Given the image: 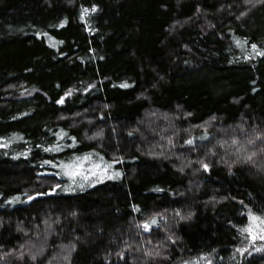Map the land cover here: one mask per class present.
I'll list each match as a JSON object with an SVG mask.
<instances>
[{"label":"trees","instance_id":"16d2710c","mask_svg":"<svg viewBox=\"0 0 264 264\" xmlns=\"http://www.w3.org/2000/svg\"><path fill=\"white\" fill-rule=\"evenodd\" d=\"M261 53V0H0V264H264Z\"/></svg>","mask_w":264,"mask_h":264},{"label":"snow or ice","instance_id":"6c2138e0","mask_svg":"<svg viewBox=\"0 0 264 264\" xmlns=\"http://www.w3.org/2000/svg\"><path fill=\"white\" fill-rule=\"evenodd\" d=\"M261 2L264 3V0H261ZM85 11H87V10H85ZM253 47H255V46H253ZM261 55H264V53H261ZM125 86H126V85H125ZM60 103H63V100H61ZM189 143H192V141H189ZM249 143H253V141H249ZM248 159H251V157H248ZM47 163H51V162L48 161ZM203 166H204V168H208V165H207V164H204ZM65 167L71 169V170L68 172V175H70V176L83 174V173H81V172H77L75 169H73V167H72L71 165H68V166H65ZM29 199H32V197H29ZM252 219H253L254 222L259 221V222H261V223H264V217H257V216L254 215V216L252 217ZM152 223L155 224L156 221L153 220ZM146 227H150V225H146ZM257 227H260V224H259V223L257 224ZM245 230L251 232V231H252V227L250 226L248 229H245ZM260 231H261V232H264V227L260 228ZM252 238L255 240L257 237H256V235L254 234ZM259 238H260V239H264V235H261ZM33 259H35L34 256H33ZM209 264H211L210 261H209Z\"/></svg>","mask_w":264,"mask_h":264},{"label":"rangeland","instance_id":"374dc122","mask_svg":"<svg viewBox=\"0 0 264 264\" xmlns=\"http://www.w3.org/2000/svg\"><path fill=\"white\" fill-rule=\"evenodd\" d=\"M169 156H171V155L169 154ZM172 157H174V156H172ZM259 233H262L264 235V232H261L260 231V227H257V224H254V226L252 227V231L251 232H248V234L250 235V238H251L252 241H254V239L252 238L254 234L256 235L257 238L259 236H261V234H259Z\"/></svg>","mask_w":264,"mask_h":264}]
</instances>
